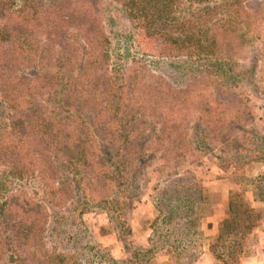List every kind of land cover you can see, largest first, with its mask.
<instances>
[{
    "label": "trees",
    "instance_id": "1",
    "mask_svg": "<svg viewBox=\"0 0 264 264\" xmlns=\"http://www.w3.org/2000/svg\"><path fill=\"white\" fill-rule=\"evenodd\" d=\"M260 1L0 0V264L109 263L83 216L106 212L126 237L123 216L161 146L181 145L174 159L183 160L210 152L208 141L220 135L226 143L228 125L250 122L238 94L232 120L195 114L190 89L213 82L218 109L232 96L227 85L257 91ZM184 3L200 8L180 18ZM129 29L156 38L157 55L137 54ZM180 176L155 187L144 260L165 250L177 264H193L201 253L203 193L181 188ZM238 221L236 213L223 221L210 247L216 259L237 262Z\"/></svg>",
    "mask_w": 264,
    "mask_h": 264
},
{
    "label": "rangeland",
    "instance_id": "2",
    "mask_svg": "<svg viewBox=\"0 0 264 264\" xmlns=\"http://www.w3.org/2000/svg\"><path fill=\"white\" fill-rule=\"evenodd\" d=\"M199 8L196 4L184 3L178 11V16L188 18L197 13ZM129 30L133 33V50L137 54L149 55L148 58L157 55L159 42L156 38L138 34L134 29ZM256 49L258 54L260 51V57L252 84L257 91H252L244 84L227 85V90L232 96L228 98V92L226 106L220 105L223 107L218 109L213 82L198 80L190 89L195 114L203 116L208 113L205 117L217 118L220 121L232 120L237 116L234 109L238 108L233 98L238 94L239 99L244 102L240 109L246 108L250 122L240 123L237 129L228 125L226 131H222L223 136L228 135L226 143H223L220 135L221 138L213 144L208 141L210 152H192L183 160L174 159L181 145L174 148L161 146L155 155L158 160L147 163L145 172L139 179L141 191L137 201L123 216L129 230L126 237L118 233L116 224L106 212L97 210L83 216L84 225L92 241L111 256V261L106 264H177L178 260L172 259L165 250L147 260L139 255L149 248L151 227L157 216L155 187L157 183H164L166 176L173 172L181 173V188H201L204 197L200 207L202 219L198 227L199 237H195L196 244L202 243V249L193 264H264V197L260 196V193L264 192V162L257 159L264 154L257 148L261 146L260 139H264V41L262 45L257 44ZM239 64L246 66L249 62L247 58L239 59ZM229 102H232L233 106L228 105ZM127 105L126 101L120 103L122 107ZM243 117L244 115L241 116ZM187 119L192 124V118ZM251 131L256 134H251ZM255 139L257 145L252 147L251 140L255 142ZM183 144L189 145V140L185 139ZM232 212L238 214L239 221L234 223L231 232L235 230L243 233L241 241L239 236L236 241L235 248L241 250L236 253V263L229 258H226L227 261L218 260L210 251V247L216 244L215 238L219 228L224 220L232 218Z\"/></svg>",
    "mask_w": 264,
    "mask_h": 264
}]
</instances>
